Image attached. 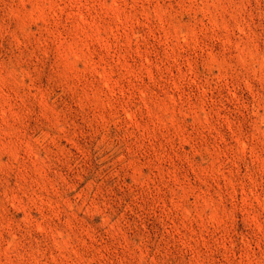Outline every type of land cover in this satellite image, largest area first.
I'll use <instances>...</instances> for the list:
<instances>
[{"label":"rangeland","instance_id":"1","mask_svg":"<svg viewBox=\"0 0 264 264\" xmlns=\"http://www.w3.org/2000/svg\"><path fill=\"white\" fill-rule=\"evenodd\" d=\"M0 264H264V0H0Z\"/></svg>","mask_w":264,"mask_h":264}]
</instances>
